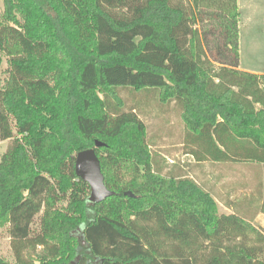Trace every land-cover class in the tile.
Here are the masks:
<instances>
[{"label": "trees", "instance_id": "trees-1", "mask_svg": "<svg viewBox=\"0 0 264 264\" xmlns=\"http://www.w3.org/2000/svg\"><path fill=\"white\" fill-rule=\"evenodd\" d=\"M185 1L0 0L10 57L4 79L0 56V138H13L0 225L16 258L0 264H264V234L219 213L194 179L159 173L145 122L124 109L121 88L158 89L179 107L196 157L264 163V74L238 68V2ZM206 19L220 31L212 56L197 27ZM88 148L116 192L96 204L75 173Z\"/></svg>", "mask_w": 264, "mask_h": 264}, {"label": "rangeland", "instance_id": "rangeland-1", "mask_svg": "<svg viewBox=\"0 0 264 264\" xmlns=\"http://www.w3.org/2000/svg\"><path fill=\"white\" fill-rule=\"evenodd\" d=\"M185 2L187 3V0ZM237 2L240 10V61L238 68L248 72L264 74V0H237ZM3 9V3L0 2V15ZM215 9L211 7V11ZM213 25L214 22L207 19L199 22L197 25L203 32H208L210 40L208 54L210 56L213 55L212 51H215V44L217 43V36L215 34H219L220 32ZM221 40L219 41L221 42ZM0 56L2 58V77L7 79L9 77L10 57L5 50L0 51ZM120 93L125 101L124 109L126 111L134 109L138 116L145 122L147 127V140L151 146L152 153L158 161L157 165H159L158 167L161 169L162 174L167 176L173 173H182L187 176L193 175L201 183L202 187L209 188L208 184L204 181L207 174L231 172L243 175L244 178L248 179L246 184L249 186V189H255L253 183V167L249 165L243 167L235 166L236 168L210 164L192 166L194 159L185 154V149L182 145L186 128L181 117V111L174 102L170 104L162 103L159 100L158 89L148 91L146 89L121 88ZM12 124H14V121H12ZM12 144L13 138L6 140L0 138V161L3 154ZM211 191L216 194L217 190ZM62 204L66 203L64 202ZM218 211L222 213L226 210L218 203ZM43 212L44 208L34 217L31 225L32 235L40 231ZM241 214L246 217L249 215L244 212ZM256 224L259 226L258 223ZM248 236L250 238L249 243H255L256 238L254 233L248 232ZM41 252L42 246H37L36 248L31 247L24 252V255L30 260H37ZM0 258L12 263L16 261L12 246L10 224L0 225Z\"/></svg>", "mask_w": 264, "mask_h": 264}, {"label": "crops", "instance_id": "crops-1", "mask_svg": "<svg viewBox=\"0 0 264 264\" xmlns=\"http://www.w3.org/2000/svg\"><path fill=\"white\" fill-rule=\"evenodd\" d=\"M182 145L184 146L185 154L194 159L192 166L210 164L221 165L227 168H236L238 166L243 167L247 165L253 167L254 190L249 189V186L246 184L248 179L244 178L243 175L231 172H223L222 174H207L204 181L208 184L209 188L202 187L201 183L193 175L187 176L182 173H173L172 175L185 176L194 179L203 189L208 191L214 197L217 203L221 204L225 208L226 211H223L222 214H237L249 221L264 234V163L257 161H219L213 160L209 157L207 158L204 154L200 155L201 157H196V155L192 152V149H195L196 146L189 140L187 129ZM152 155L154 167L159 173H161V169L158 167L159 165H157L158 161L153 153ZM211 190H217L216 194H214ZM243 212L249 214L247 215L248 217L242 215L241 213ZM255 222L258 223L259 226Z\"/></svg>", "mask_w": 264, "mask_h": 264}, {"label": "water", "instance_id": "water-1", "mask_svg": "<svg viewBox=\"0 0 264 264\" xmlns=\"http://www.w3.org/2000/svg\"><path fill=\"white\" fill-rule=\"evenodd\" d=\"M102 145L101 141L96 140V148ZM75 173L80 179L89 184L88 201L91 204L100 203L106 198L115 195L116 192L110 190L105 184L101 162L95 148L81 150L75 155ZM125 194L132 195L131 192H126ZM71 264H76V261Z\"/></svg>", "mask_w": 264, "mask_h": 264}]
</instances>
